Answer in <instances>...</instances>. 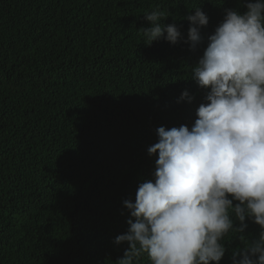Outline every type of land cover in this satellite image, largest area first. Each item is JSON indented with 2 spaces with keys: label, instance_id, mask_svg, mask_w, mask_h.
<instances>
[{
  "label": "trees",
  "instance_id": "trees-1",
  "mask_svg": "<svg viewBox=\"0 0 264 264\" xmlns=\"http://www.w3.org/2000/svg\"><path fill=\"white\" fill-rule=\"evenodd\" d=\"M197 7L209 23L193 50L187 17ZM158 8L178 43L145 44L144 14ZM235 8L243 0H0V264L123 256L127 243H114L129 227L123 201L153 179L156 130L194 124L205 90L190 65ZM248 223L243 241L224 238L220 264L258 234Z\"/></svg>",
  "mask_w": 264,
  "mask_h": 264
},
{
  "label": "clouds",
  "instance_id": "clouds-1",
  "mask_svg": "<svg viewBox=\"0 0 264 264\" xmlns=\"http://www.w3.org/2000/svg\"><path fill=\"white\" fill-rule=\"evenodd\" d=\"M243 11L225 9L208 36L207 47L191 67V80L205 90L196 120L166 129L149 146L156 156L153 179L138 185L135 202L123 201L127 232L115 238L128 247L115 264H220L222 243L235 232L245 239L249 223L258 234L231 251L232 264H264V0H243ZM146 45L182 34L165 24L159 8L144 14ZM185 41L196 49L209 18L195 8ZM185 90L180 100L191 103ZM248 221V222H246Z\"/></svg>",
  "mask_w": 264,
  "mask_h": 264
}]
</instances>
